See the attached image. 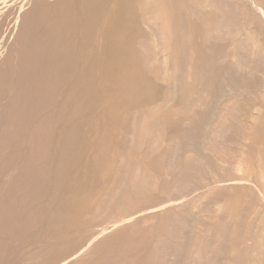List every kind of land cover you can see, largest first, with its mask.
<instances>
[{
  "label": "rangeland",
  "instance_id": "374dc122",
  "mask_svg": "<svg viewBox=\"0 0 264 264\" xmlns=\"http://www.w3.org/2000/svg\"><path fill=\"white\" fill-rule=\"evenodd\" d=\"M0 264H264V0H0Z\"/></svg>",
  "mask_w": 264,
  "mask_h": 264
}]
</instances>
